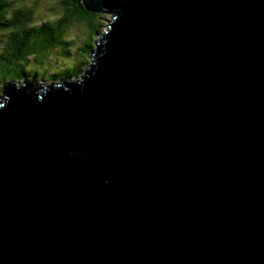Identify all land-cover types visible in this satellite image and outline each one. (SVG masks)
Here are the masks:
<instances>
[{"label":"water","instance_id":"95a60500","mask_svg":"<svg viewBox=\"0 0 264 264\" xmlns=\"http://www.w3.org/2000/svg\"><path fill=\"white\" fill-rule=\"evenodd\" d=\"M83 2L85 81L0 114V264H264V0Z\"/></svg>","mask_w":264,"mask_h":264},{"label":"trees","instance_id":"16d2710c","mask_svg":"<svg viewBox=\"0 0 264 264\" xmlns=\"http://www.w3.org/2000/svg\"><path fill=\"white\" fill-rule=\"evenodd\" d=\"M57 1H59L58 5L52 3V7L50 6L54 15L49 13L48 20L41 18L38 27L23 31H9L8 25L18 26L33 19V9L38 7L36 4L32 8L21 5V0H0V39L3 37L0 44L4 48L3 55H0V78L7 80L17 74H22L27 81L28 78L33 79L34 77L44 81V76L50 75L51 78L59 75L75 76L85 71V64L92 59L91 51L95 47L93 37L103 23L101 21L103 14L88 10L83 0ZM9 15L12 17L11 20L7 19ZM37 17L38 15L35 18L37 19ZM70 23H78L79 26H82V33L80 31L77 33L78 35L76 34L79 44H75V47H71V45L76 41L69 42L61 39ZM31 46L42 50V55L45 57L49 47L58 46L56 47L57 55H68L73 67L71 70H61L55 75L48 72H45L44 76L35 72L31 75L23 73L18 64V58L25 55Z\"/></svg>","mask_w":264,"mask_h":264},{"label":"clouds","instance_id":"9594fccd","mask_svg":"<svg viewBox=\"0 0 264 264\" xmlns=\"http://www.w3.org/2000/svg\"><path fill=\"white\" fill-rule=\"evenodd\" d=\"M51 4L53 0H21V5H27V7L32 8L34 4ZM103 10V9H102ZM47 12V9L44 10ZM40 9H33L32 16L33 19L29 20L27 23L22 25L13 26L8 25L7 29L9 31H23L31 28H36L41 23L40 19H36L37 15H40ZM49 15H43L44 20L49 19ZM8 20H11L12 17L9 15L7 17ZM59 19V17H57ZM82 31V29H80ZM76 26L74 23H70L67 28L65 34L61 37L62 40L65 41H76L77 36L75 34ZM56 47H49L46 50V57L42 55V50L36 48L35 46H31V49L27 51L25 55H22L18 58V64L21 66L23 73H27L31 75L33 72L44 76L45 72L50 73L51 75L58 74L61 70H71L73 64L71 62L70 57H60L57 55ZM71 47H75V44H72ZM4 48L3 45L0 44V55H3ZM63 60V63L60 61ZM93 65L97 63V61H92ZM51 76H44L45 80H49ZM84 79H76L75 84H82L85 81ZM26 87L25 76L22 74H17L14 77H10L7 80L0 78V114L3 113V109L7 106V104L11 100V95L9 94V89L14 88L15 90H20Z\"/></svg>","mask_w":264,"mask_h":264},{"label":"rangeland","instance_id":"374dc122","mask_svg":"<svg viewBox=\"0 0 264 264\" xmlns=\"http://www.w3.org/2000/svg\"><path fill=\"white\" fill-rule=\"evenodd\" d=\"M57 3H59V1H57V0H53V4L54 5H58ZM52 4V3H51ZM51 4H39V3H37L36 4V6L40 9V12H41V14L40 15H38V17H37V19H41V18H43V15H47V14H52V15H54V13H52L53 12V10H52V5ZM51 6V7H50ZM33 7H35V4L33 5ZM45 9H47V12H45L44 10ZM52 11V12H51ZM101 14H103L102 15V19H101V21H103V23H101V26L99 27V29H98V31H96V33H95V35H94V42H95V40L98 38V35H97V33L99 32V31H102V30H105L106 29V27L108 26V23H109V19L111 18V14L110 13H108V12H102ZM84 24V23H83ZM75 26H76V32H75V34H77L78 32H80V29H81V27L82 26H79V24L78 23H76L75 24ZM86 29H87V25H86ZM84 31V30H83ZM81 33H82V31H81ZM78 35V34H77ZM76 35V36H77ZM74 44H79V40H78V37H77V40H76V43H74ZM58 56H60V57H69L68 55H58ZM61 63H63V60H61L60 61Z\"/></svg>","mask_w":264,"mask_h":264},{"label":"bare ground","instance_id":"6f19581e","mask_svg":"<svg viewBox=\"0 0 264 264\" xmlns=\"http://www.w3.org/2000/svg\"><path fill=\"white\" fill-rule=\"evenodd\" d=\"M26 83H28V81L26 80Z\"/></svg>","mask_w":264,"mask_h":264}]
</instances>
